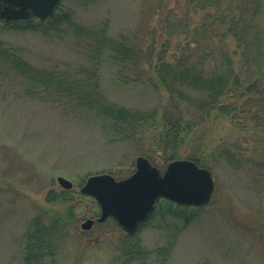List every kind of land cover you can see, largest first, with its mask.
<instances>
[{"label":"rangeland","instance_id":"374dc122","mask_svg":"<svg viewBox=\"0 0 264 264\" xmlns=\"http://www.w3.org/2000/svg\"><path fill=\"white\" fill-rule=\"evenodd\" d=\"M200 1L63 0L55 13L60 18L70 14L72 23L84 28L107 25L111 37L129 36L134 42L142 38L144 48L155 45L170 61L202 25L206 12L199 8ZM221 7L228 11L227 23H218L210 32L217 41L223 40L236 74L249 78L257 67L252 60L247 66L242 48L226 31L230 14L238 19L251 14L253 7L257 26L264 32V0H221ZM50 18L29 25L0 22V40L35 71L66 72L72 79L77 69L92 68L85 40L78 43L65 20L55 24ZM156 65L154 59L146 66L147 76L150 72L155 76ZM99 80L107 99L119 106L149 110L167 102L163 88H155L146 79L121 82L118 68L106 62L100 67ZM46 89L33 86L27 76L13 70L0 72V264H24L25 235L32 220L43 211L64 212L72 206L47 200L50 193L65 190L58 177L71 181L73 190L81 192L93 175L127 178L140 156L135 143L116 140L97 115L75 111L71 99L62 100L52 94L53 89ZM260 125L261 121H252L238 110L230 116L214 115L199 130L195 140L205 142L204 155L224 146L242 157L243 167L211 164L212 200L191 223L185 225L157 211L152 220L140 224L135 234L150 254L149 264H158V250L167 249L168 264H264V172L258 166L264 165V124ZM190 151L189 146L183 148L180 159H188ZM157 162L164 172L168 164L160 155ZM88 219L93 218L74 221L76 229L65 238L55 264H124L127 259L120 243L128 234L111 219L82 230L81 224Z\"/></svg>","mask_w":264,"mask_h":264},{"label":"trees","instance_id":"16d2710c","mask_svg":"<svg viewBox=\"0 0 264 264\" xmlns=\"http://www.w3.org/2000/svg\"><path fill=\"white\" fill-rule=\"evenodd\" d=\"M199 8L206 12L202 25L192 31V38L186 47H181L179 54L172 56L170 61L163 50H157L155 45L144 48L142 38L134 42L129 36L111 37L108 35L107 25L101 28H84L72 23L70 14L60 18L56 12L48 21L62 24L65 20L72 27L69 30L77 42L82 43L85 40L84 48L90 61H93V67L89 70L77 69L72 79L66 72L35 71L16 51L0 40V72L13 70L20 76H27L33 86H40L45 90L53 89L52 94L62 100L64 97L71 99L75 111L88 110L97 115L108 133L118 141L135 143L138 155L145 156L155 166L158 155L163 162L169 164L180 159L181 150L189 146L191 151L188 159L200 167L211 170L212 163H226L234 168H242V157L238 158L230 149L217 146L209 155H204L202 149H206L205 142L200 138L195 139L199 130L214 115L230 116L238 110L250 116L252 121H261L260 126H263L264 32L257 26L256 10L253 7L251 14H242L238 19L230 14L227 34L242 48V56L248 63L246 65L250 67L252 60L257 67V71L249 78L241 76L236 74L233 60L225 49L223 40L217 41L210 32L218 23H227L228 11L222 9L221 0H201ZM33 22L19 23L29 25ZM39 24L44 23L39 21ZM186 25L189 27L190 23L187 21ZM154 59L157 62L154 67L155 76L151 72L147 76L146 66L150 67ZM105 62L118 68L121 82L138 83L146 79L145 82H151L155 88H163L167 94L166 104L140 110L109 101L100 88L99 80L100 67ZM232 100H235V104H231ZM258 166L264 172V165ZM47 200L71 203L72 206L64 212L43 211L32 220L25 235L24 264H55L65 238L72 229H76L73 226L74 221L83 218L95 219L100 214L95 199L74 190L50 193ZM83 206L85 209L79 211L78 208ZM201 210L202 208L181 206L163 199L157 203L142 226L152 220L157 211H161L164 216L181 219L187 225ZM136 236L126 235L120 243L123 256L127 259L124 264H136L138 261L149 264L150 254L142 248ZM167 250H158V264H168L167 255L170 249Z\"/></svg>","mask_w":264,"mask_h":264},{"label":"water","instance_id":"95a60500","mask_svg":"<svg viewBox=\"0 0 264 264\" xmlns=\"http://www.w3.org/2000/svg\"><path fill=\"white\" fill-rule=\"evenodd\" d=\"M62 1L0 0V22L48 19ZM57 181L65 190L74 187L64 177H58ZM80 191L94 198L100 208V216L83 222L82 230L89 231L96 223L111 219L128 235H133L161 199L181 206L208 205L215 191V179L209 169L190 159L173 160L162 172L148 158L139 156L135 171L127 178L118 180L109 174L93 175Z\"/></svg>","mask_w":264,"mask_h":264}]
</instances>
